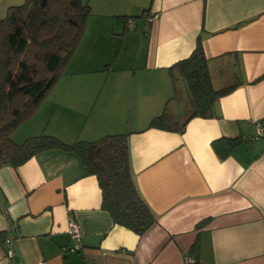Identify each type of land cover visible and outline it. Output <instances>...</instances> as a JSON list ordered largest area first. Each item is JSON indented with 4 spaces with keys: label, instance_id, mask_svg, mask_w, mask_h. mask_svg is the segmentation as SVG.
Returning a JSON list of instances; mask_svg holds the SVG:
<instances>
[{
    "label": "crops",
    "instance_id": "0c3cea01",
    "mask_svg": "<svg viewBox=\"0 0 264 264\" xmlns=\"http://www.w3.org/2000/svg\"><path fill=\"white\" fill-rule=\"evenodd\" d=\"M112 1L99 3L105 18L84 32L61 76L68 78L11 138L46 133L71 143L128 132L130 170L156 222L142 235L115 224L79 156L41 150L0 167V232L9 224L14 236L13 257L0 243V264H184L196 239L195 264H264V133L250 139L258 124L264 129V0H148L139 16L128 13L132 0H116L115 9ZM16 2L0 0V17ZM109 25L128 65L91 60L97 27ZM198 35L214 83L236 61L242 83L181 133L145 128L171 94L167 68L191 53ZM236 136L243 141L228 156L214 151L213 140ZM69 221L82 232L74 251Z\"/></svg>",
    "mask_w": 264,
    "mask_h": 264
},
{
    "label": "trees",
    "instance_id": "16d2710c",
    "mask_svg": "<svg viewBox=\"0 0 264 264\" xmlns=\"http://www.w3.org/2000/svg\"><path fill=\"white\" fill-rule=\"evenodd\" d=\"M90 14V5L82 0H25L8 6L5 15L0 17V167H17L45 149L73 151L86 173L96 176L101 207L113 222L142 235L156 222V216L134 182L128 132L71 143L46 133L29 136L21 142L11 138L12 132L39 108L64 74ZM121 17L127 21L138 16ZM208 63L198 35L191 53L167 68L171 94L145 128L181 133L191 118L213 115L217 100L242 80L233 70L236 61L222 66L218 70V83H214ZM242 141L240 136L221 137L211 145L223 158ZM5 237L0 232V243L4 244ZM189 252L197 254V239Z\"/></svg>",
    "mask_w": 264,
    "mask_h": 264
},
{
    "label": "rangeland",
    "instance_id": "374dc122",
    "mask_svg": "<svg viewBox=\"0 0 264 264\" xmlns=\"http://www.w3.org/2000/svg\"><path fill=\"white\" fill-rule=\"evenodd\" d=\"M25 0H19V2H16L17 4H22L24 3ZM82 1H88L89 0H82ZM96 1V4H95ZM114 1V2H113ZM111 3V6L114 7V9L116 8L115 6L117 5L116 0H113ZM134 1V2H132ZM131 3H129L130 6H127V8L129 9L128 13H131V15H138L141 13V11L143 10V7H145L146 3L148 2V0H132ZM91 3H93L92 5L94 6V8L91 9V14L88 16L86 23H85V29L84 32H86V34L88 35V32L91 30L92 28L94 29V27H96L97 22L98 21H94V20H100L101 18H105L103 15H100L98 13V10H100L101 5L99 4L101 2V0H90ZM128 4V3H127ZM105 10V9H103ZM108 11H112L111 9H108ZM96 18H100V19H96ZM132 20H137L139 21V18H132ZM102 23V22H101ZM99 29L98 35H97V42L95 44L94 48V52L92 53L94 56H91V60H95L98 61L101 64H109L110 65H128L129 64V60L126 56V54L123 52V49H121V42L120 39H116V38H111V25H109L107 28H101L103 30H100V27H97ZM88 31V32H87ZM118 31V30H117ZM83 34L79 44L77 45L76 49L78 48V46H82L80 45L81 42L83 40H87V35ZM81 48V47H79ZM123 48V47H122ZM75 49V51H76ZM79 50L77 49V54H79ZM74 51V52H75ZM74 54V53H73ZM72 54V55H73ZM93 62V61H92ZM103 64V65H104ZM71 69L68 68L67 70ZM62 77L59 78V80ZM68 77H64L61 80L67 79Z\"/></svg>",
    "mask_w": 264,
    "mask_h": 264
},
{
    "label": "built area",
    "instance_id": "2783aa9c",
    "mask_svg": "<svg viewBox=\"0 0 264 264\" xmlns=\"http://www.w3.org/2000/svg\"><path fill=\"white\" fill-rule=\"evenodd\" d=\"M134 27V23L130 22L128 24V28L132 29ZM262 133H264V129H262L261 125H257L255 128V133L254 136L250 137L251 140L255 139L256 137L262 135ZM10 225L8 224L7 227V232H6V237H5V241H4V245L7 248V255L9 257H13V251L11 248V240L13 239V234H11L9 232L10 230ZM67 231L68 234L70 236L71 239V245L69 246V250L74 251L79 249L80 247V238H81V229H80V225L75 222V221H69L68 225H67ZM183 263L184 264H194L195 263V258L194 256L190 253V252H186L183 256Z\"/></svg>",
    "mask_w": 264,
    "mask_h": 264
}]
</instances>
